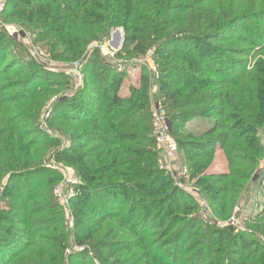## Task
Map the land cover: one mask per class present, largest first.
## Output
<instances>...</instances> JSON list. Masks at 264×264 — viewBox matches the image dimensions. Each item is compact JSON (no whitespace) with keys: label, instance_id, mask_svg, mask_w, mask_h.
<instances>
[{"label":"trees","instance_id":"obj_1","mask_svg":"<svg viewBox=\"0 0 264 264\" xmlns=\"http://www.w3.org/2000/svg\"><path fill=\"white\" fill-rule=\"evenodd\" d=\"M1 19L33 34L51 57L82 61L83 79L69 89V75L11 54L15 40L0 28V200L9 198L8 211H0V264H93L85 263L90 251L101 264H264V201L256 198L264 195V0H6ZM115 28L123 32L115 57L140 68L126 96L119 93L125 72L89 48ZM148 51L157 79L135 61ZM154 86L194 191L218 219L252 199L242 217L246 230L204 224L194 195L161 166L152 135ZM58 87L69 94L49 105ZM44 106L45 125L67 140L54 158L79 179L74 230L87 246L76 253H66L56 221L39 227L28 219L47 209L46 196L35 191L45 152L34 151L60 144L37 130ZM196 118L204 120L187 130ZM217 150L222 171L213 169ZM29 197L33 205H26ZM106 221L115 222L110 239L92 244ZM48 228L52 238L40 234ZM42 257L47 261L34 259Z\"/></svg>","mask_w":264,"mask_h":264},{"label":"rangeland","instance_id":"obj_2","mask_svg":"<svg viewBox=\"0 0 264 264\" xmlns=\"http://www.w3.org/2000/svg\"><path fill=\"white\" fill-rule=\"evenodd\" d=\"M1 22H2V24H0V28H4L7 31V33L10 34L15 40V43L10 48L11 54L13 53V54L19 55L26 62L33 61L35 63H38L43 67V69L49 70L51 72L65 73V74L69 75V77L71 78L70 72L72 71L73 62L63 61V57H58V58L51 57V55L44 48L43 43H39V44L35 43V38H34L33 34H30V32H27L26 30H24L23 28H21L17 25L4 22L2 19H1ZM116 29L117 28H115L111 31L109 38L107 40H105L104 42H102V43L91 42L89 44L90 46L88 45L89 48H91L92 44H93L91 51L94 48H98L100 51L102 61L104 63L112 66L113 68H115L114 65L112 64L113 59H112L111 54H109V53L111 51H113L115 44L118 41L116 38L117 36L116 35L113 36V32L116 31ZM122 34H123V32H122ZM122 41H123V39H122ZM120 45L117 48H120ZM11 54L9 56H11ZM139 59H136L135 61H136V63H138V65L140 67H142L143 65L139 62ZM123 60H125V59H123ZM154 63H155V61H154ZM155 65H156V63H155ZM156 67H157V65H156ZM122 71L125 72V76L123 78V82H122L121 88L119 90V93L123 96H126L128 94L127 92H128L129 84L138 85L139 80H140V68L138 66L133 67V65H131L130 62L127 60L125 62L124 67L122 68ZM8 75H12V72L8 73ZM157 78L155 77V79H157ZM72 85H73V83H72V78H71L69 89H74ZM55 90L57 93L52 96V98L50 99V101L48 103L49 105L52 104V102H54L56 100H63L69 94L68 91H70V90H67L68 93L65 94V93H63V91H64L63 88L58 87ZM149 94L153 97L152 98V104H153L152 107L156 106L158 109L157 111L165 115L166 111L165 110L162 111V109L160 107L161 102L159 100H157V97H159L160 95H159V91L156 89V86H154L150 89ZM45 107L46 106H44L42 110H44ZM49 112H50V110H49V108H47L46 110H44L40 113V115L38 117V121H37L39 124L37 126V130L49 135L52 139H58L60 144L58 147H55V148H53L52 146H48V145L38 147L34 151V152H36V155L40 154L41 152H45L44 157H43L44 161L42 160L41 164H39L37 166V167L44 168L45 170L44 171L41 170L40 172L37 173V176L35 178V183H38V184L40 183V184L37 185V188L35 191H39L40 193H42L43 195L46 196L47 200H45L43 203H44L45 209H46V207H47V209L45 212H43L41 214L29 215L28 219L31 222H35V224L39 227H51V225L48 223V221L53 220L52 223H55V221H56L57 225L61 226V228L58 230L59 236L62 235L61 236L62 240H66V244H67L66 253L67 252H75L76 253V251L81 250L83 248V246H87L86 244L83 246H80L77 243V237H79L80 234L78 235L77 232L74 230V220H75L74 219V211H76L78 209V206L73 204L75 201L74 200L72 201L71 199L74 196L75 186L79 182V179L75 176L74 168L72 166L65 163L64 161H61V160L58 161L54 158L55 154L57 152H61L63 150V148L66 146L67 140L65 139L64 135L61 132H59V130H57V126L47 127L45 125L46 123L44 121L48 117ZM165 117L167 118L166 115H165ZM152 118H153V115H152ZM203 120L204 119H201V118L194 119L189 124V126H187L186 129L191 130V128L194 125H197L195 123H199L200 121H203ZM167 125H168V130L170 133L171 132V124H170V121L168 118H167ZM261 143L264 145V136L263 135L261 136ZM55 149L57 152H55ZM214 157H215V161L220 160L223 163V158H222V154L220 151L217 150ZM159 160H160V164L162 165L163 168H170L173 165V166H176L175 167L176 169L180 170V168L185 167L182 164V161L179 158L177 153L175 154V158L173 160H170L165 156L163 150H160ZM36 163H39V162H36ZM258 175L259 174L257 173L254 176L255 179L258 177ZM178 176H179V173L177 172V173L173 174L172 177L174 179L175 184L180 187L179 182H178ZM48 177L53 178V184L51 186L47 187V185L44 186L42 183ZM60 184H61V188H60L59 193L63 197H56L55 189ZM5 185H6V180L5 179L1 180L2 190L5 188ZM260 185L264 191V178L261 181ZM181 188L183 190L187 191L188 193H191L194 195L193 198L199 203V210L197 212V213H199V211L201 210L200 200H202V198L194 191V188L191 186V182L190 181L187 182L186 185L184 187H181ZM44 189H49V194H46ZM252 191L254 193V188L252 189ZM253 193H252V196H253ZM255 193H256V190H255ZM256 198L259 199L258 201H264V195H262L261 193L258 194ZM8 199H9L8 197H2V200H0V211L1 212L5 213L8 211L4 205V203L6 201H8ZM61 199L63 200V202H61ZM24 201L26 202V205H31V204L33 205L35 203V198L29 197V199H24ZM251 202H252V199L249 202L250 204L247 205L245 207V209H241V208L239 209L237 207L234 208L232 211V214L230 215L229 218L218 219L213 215V213L210 210L209 218H210L211 224H209L208 226L209 227H222L225 225H233L235 227V229H234L235 232L239 231L240 229L246 230L247 228H249V224H243L242 217L245 216L249 211L252 210ZM260 209L261 208H254L255 212L260 210ZM85 213H87L86 210H85ZM232 217H235V219H236L234 224H232L230 222ZM218 222L221 225H219ZM13 224L16 227H18L16 223H13ZM13 224L3 223L2 226L3 227H11V225H13ZM114 224H115L114 221H106V222L102 223L101 225H99L98 227H96L95 228V234H94V240L91 243L93 244L95 241L105 240L107 237H108L107 240H109L110 239L109 236L112 235V233L114 231L112 229V226ZM155 231H159V230H155ZM40 234L44 237H51L52 238L55 235V231H53V229H51V228H48L47 231L40 232ZM120 235L121 234H119L115 239H117ZM135 251H137V250H132L130 252L123 251L122 253L116 254L115 257H111L109 261L112 262L113 259H121L123 257L129 256V255L135 253ZM91 253L92 252L90 251L89 252L90 258H87L85 263H87L88 261H91L93 264H101L96 258H94V256H92L93 254H91ZM187 256H191V253L187 254ZM34 259L44 261V262L47 261L46 258H44V257L34 258ZM17 260L18 259L15 258V260H12L10 262V264H12V263L15 264ZM156 263H150V264H156ZM140 264H145V262L142 261Z\"/></svg>","mask_w":264,"mask_h":264},{"label":"built area","instance_id":"obj_3","mask_svg":"<svg viewBox=\"0 0 264 264\" xmlns=\"http://www.w3.org/2000/svg\"><path fill=\"white\" fill-rule=\"evenodd\" d=\"M6 0H0V24L1 22V13L3 12V9L5 7ZM120 48H114L113 51H111L109 54H111L113 62L112 64L116 68L118 72H122V68L125 65V60L123 58H117L115 57L116 52ZM139 62L150 72L152 73L156 78L158 77V69L153 61V56L150 51H148L145 56L141 57L139 59ZM82 68V61L77 60L74 61L72 64V71L70 72L71 78H72V83L74 88H79L82 79H83V74L81 71ZM156 107V106H155ZM153 107V118H152V135L155 138L156 144L160 150H163L165 156L173 160L175 158V154L178 151L176 143L173 141V139L170 136L169 130H168V125H167V118L165 117L164 114L158 112L157 107ZM162 166V165H161ZM176 166H171L170 168H165L172 176L175 173H179L178 176V182L180 187H184L187 182H189V176L187 169L185 167H182L179 169L175 168ZM179 167V166H178ZM61 188V184L58 185L55 189V194L56 197H63L59 191ZM64 199V198H63ZM61 202L63 200L61 199ZM201 204V210L197 214L199 219L206 225L211 224L210 218H209V213H210V208L208 204L206 203L205 200H200ZM236 221L235 217H232L230 222L234 224ZM219 225H221L218 222ZM217 224V225H218Z\"/></svg>","mask_w":264,"mask_h":264},{"label":"water","instance_id":"obj_4","mask_svg":"<svg viewBox=\"0 0 264 264\" xmlns=\"http://www.w3.org/2000/svg\"><path fill=\"white\" fill-rule=\"evenodd\" d=\"M116 36H117L118 41L116 42L115 47L117 48L120 44H122L123 34H122L121 28L116 29ZM120 47H121V45H120Z\"/></svg>","mask_w":264,"mask_h":264},{"label":"crops","instance_id":"obj_5","mask_svg":"<svg viewBox=\"0 0 264 264\" xmlns=\"http://www.w3.org/2000/svg\"><path fill=\"white\" fill-rule=\"evenodd\" d=\"M223 158V157H222ZM225 160L223 159V163L220 160H216L213 169L217 170V171H222L225 170Z\"/></svg>","mask_w":264,"mask_h":264}]
</instances>
